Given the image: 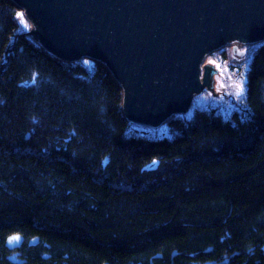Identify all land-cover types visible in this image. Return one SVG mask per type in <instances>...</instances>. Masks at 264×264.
Returning <instances> with one entry per match:
<instances>
[{
	"label": "trees",
	"instance_id": "1",
	"mask_svg": "<svg viewBox=\"0 0 264 264\" xmlns=\"http://www.w3.org/2000/svg\"><path fill=\"white\" fill-rule=\"evenodd\" d=\"M23 12L0 0V264L16 232L22 264H264V45L246 116L175 114L150 138L104 62L52 55Z\"/></svg>",
	"mask_w": 264,
	"mask_h": 264
},
{
	"label": "water",
	"instance_id": "2",
	"mask_svg": "<svg viewBox=\"0 0 264 264\" xmlns=\"http://www.w3.org/2000/svg\"><path fill=\"white\" fill-rule=\"evenodd\" d=\"M39 27V40L59 57L87 53L108 62L122 83L129 121L156 127L185 112L207 86L200 63L230 41L264 38V0H14ZM38 238L31 240L37 242ZM20 234L6 239L19 249ZM20 250L8 256L22 264Z\"/></svg>",
	"mask_w": 264,
	"mask_h": 264
},
{
	"label": "rangeland",
	"instance_id": "3",
	"mask_svg": "<svg viewBox=\"0 0 264 264\" xmlns=\"http://www.w3.org/2000/svg\"><path fill=\"white\" fill-rule=\"evenodd\" d=\"M37 29H39V27L36 26L32 18L28 15V13H26L24 9V12L20 15V27L18 28L17 32L29 35V37H32L36 42L44 47L42 42L39 40L38 36L40 34ZM263 45L264 40L262 39L254 43H242L240 41L234 40L210 50L200 63V75L202 82L204 79L205 65L210 64L211 66V73L207 86L194 93L190 106L185 112L175 114L180 115L184 119H188L193 116L197 109H206L214 110L216 113L220 114L226 119L230 118L235 113L240 114L241 116H246L249 112L246 102L248 70L253 54L257 49H259L260 46ZM44 49L57 58L66 61H78L88 67L93 66L94 59L104 62L102 59L87 53L76 59H66L57 56L46 47H44ZM104 63L107 65L106 62ZM110 70L123 87L112 68ZM241 89L242 92L240 91ZM238 92L239 95H237ZM130 123L131 124L128 127V133L144 134L150 138L162 137L165 134L170 136L168 131L169 128H167V126L164 124L158 127H147L141 126L131 121ZM32 243H38V241ZM21 247L15 250L8 249L12 253L16 250L21 251ZM21 256L26 262V259L23 257V253ZM202 264H209V262L206 261Z\"/></svg>",
	"mask_w": 264,
	"mask_h": 264
},
{
	"label": "bare ground",
	"instance_id": "4",
	"mask_svg": "<svg viewBox=\"0 0 264 264\" xmlns=\"http://www.w3.org/2000/svg\"><path fill=\"white\" fill-rule=\"evenodd\" d=\"M23 8H24V7H23ZM24 9H25V11H26V13H27L26 8H24ZM34 23H35V22H34ZM36 26H37V25H36ZM37 27H38V26H37ZM258 40H261V39H258ZM258 40H252V41H249V43H250V42L254 43V42L258 41ZM262 40H264V38H263ZM240 42H241V41H240ZM227 43H229V42H227ZM227 43H224V44H227ZM242 43H245V42H242ZM247 43H248V42H247ZM224 44H222V45H224ZM222 45H221V46H222ZM103 61L106 62L105 60H103ZM106 63H107V66L109 67V69H111V67L109 66L108 62H106ZM200 78H201V75H200ZM201 80H202V79H201ZM124 96H125V91H124ZM172 115H174V114H172ZM172 115H171V116H172ZM171 116H170V117H171ZM126 118H127V116H126ZM168 118H169V117H168ZM168 118H167V119H168ZM127 119H128V118H127ZM167 119H164L163 122H161L158 126L163 125V124L166 122ZM128 120H129V119H128ZM139 125H141V124H139ZM141 126H144V125H141ZM158 126H156V127H158ZM147 127H148V126H147ZM13 234H20V235H22L21 233H17V232H16V233H13ZM11 235H12V234H11ZM9 236H10V235H9ZM22 236H23V235H22ZM23 237H24V236H23ZM23 243H24V242H23ZM30 243H32V242H30ZM5 245H6V241H5ZM12 253H13V252H12ZM12 253L10 252V253L7 255L6 258H7L8 261H10L9 258H8V256H9L10 254H12ZM10 262H11V261H10ZM104 264H107V263L105 262Z\"/></svg>",
	"mask_w": 264,
	"mask_h": 264
},
{
	"label": "flooded vegetation",
	"instance_id": "5",
	"mask_svg": "<svg viewBox=\"0 0 264 264\" xmlns=\"http://www.w3.org/2000/svg\"><path fill=\"white\" fill-rule=\"evenodd\" d=\"M224 260V261H221ZM209 264H227L228 261L226 259H211L208 261Z\"/></svg>",
	"mask_w": 264,
	"mask_h": 264
},
{
	"label": "snow or ice",
	"instance_id": "6",
	"mask_svg": "<svg viewBox=\"0 0 264 264\" xmlns=\"http://www.w3.org/2000/svg\"><path fill=\"white\" fill-rule=\"evenodd\" d=\"M18 15H20V14H18ZM240 91L242 92V89ZM237 95H239V92L237 93Z\"/></svg>",
	"mask_w": 264,
	"mask_h": 264
}]
</instances>
